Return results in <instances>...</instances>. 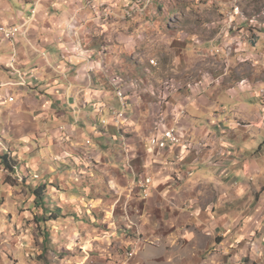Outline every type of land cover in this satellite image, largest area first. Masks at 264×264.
<instances>
[{
	"label": "crops",
	"instance_id": "obj_1",
	"mask_svg": "<svg viewBox=\"0 0 264 264\" xmlns=\"http://www.w3.org/2000/svg\"><path fill=\"white\" fill-rule=\"evenodd\" d=\"M254 8L246 0H0V26H22L13 41L0 35V154L50 189L66 217L60 247L83 250L94 233V245L122 262L120 246L186 229L208 243L224 237L220 247L264 248V9ZM133 52L173 55L190 75L175 71L161 98L149 69L127 73L121 56ZM231 68L240 75L231 78ZM118 89L129 105L117 125ZM184 108L177 126L189 146L152 149L148 139ZM149 176L146 198L133 183Z\"/></svg>",
	"mask_w": 264,
	"mask_h": 264
},
{
	"label": "rangeland",
	"instance_id": "obj_2",
	"mask_svg": "<svg viewBox=\"0 0 264 264\" xmlns=\"http://www.w3.org/2000/svg\"><path fill=\"white\" fill-rule=\"evenodd\" d=\"M246 1L254 4L255 8L250 10L251 13L254 10L263 11L264 0ZM121 58L125 61L124 66L130 75L141 78L149 69L151 73L149 75H154L155 80H159L156 81V92L161 98L165 99L167 96L166 91H162L165 81L179 80L176 79L175 71L179 69L175 67L173 55L159 57L152 53L144 56L133 52L128 56L122 55ZM12 63L15 64L14 59L10 62ZM238 70L231 68L228 72L231 78L240 75ZM180 72L186 77L190 75L185 70L178 71ZM201 93L202 91H199L196 96ZM128 105L126 99L124 107L127 108ZM204 145H206L204 142L200 144ZM1 156L2 154H0V264H264V248L252 247L244 251L240 247H220L224 237L208 243L204 239H194L192 233L186 229L180 234L175 233L171 239L164 230L151 233L148 238L138 241L132 239L131 244L119 248L122 262H115L110 258L112 249L94 245L93 242L98 241L97 234L94 233H86V238L81 240L84 243L87 239L85 243L88 247L83 250L62 248L56 243V239L58 234L65 230L63 219L66 217L58 210L57 201L49 197L50 189L43 184L39 174H31L25 169L22 170L20 166H17L15 172L7 170L2 164ZM133 185L138 186L139 182H134ZM41 187H46V190L44 188L41 190L43 202L39 200L37 204L35 190ZM182 227L185 228L186 224ZM80 234L82 235L81 231ZM89 252L90 254L94 252L91 259L81 262ZM100 255L107 256L101 260L102 263H97L99 261L97 259H101L98 257Z\"/></svg>",
	"mask_w": 264,
	"mask_h": 264
},
{
	"label": "built area",
	"instance_id": "obj_3",
	"mask_svg": "<svg viewBox=\"0 0 264 264\" xmlns=\"http://www.w3.org/2000/svg\"><path fill=\"white\" fill-rule=\"evenodd\" d=\"M233 14L238 15L237 8L234 9ZM20 28L22 26H13L8 27L5 25L0 26V35L7 41H13L18 37L20 34ZM11 68H14L13 63L10 64ZM118 100L119 97H127V94L124 96H117ZM123 107L121 105V109L119 111L114 112L115 121L118 124L121 123L126 118L127 114H123ZM187 116L186 109H180L174 115V126L171 128L165 129L159 137L149 139V144L151 145L152 149L154 150H166L172 146H189V141L185 138L183 134V130L181 126H177V118H185ZM107 122V121H106ZM161 123H164V119L162 118ZM139 188L142 189L144 196L148 198L151 195L152 187H153V177H147L143 181L139 183Z\"/></svg>",
	"mask_w": 264,
	"mask_h": 264
},
{
	"label": "trees",
	"instance_id": "obj_4",
	"mask_svg": "<svg viewBox=\"0 0 264 264\" xmlns=\"http://www.w3.org/2000/svg\"><path fill=\"white\" fill-rule=\"evenodd\" d=\"M2 164L7 168V170H10L11 172H15L16 168H17V163L15 161H13L8 155H2ZM44 188V190H46V187H41L35 190V195L37 197V204H39V200L41 201L43 198L42 195V189ZM43 202V200H42Z\"/></svg>",
	"mask_w": 264,
	"mask_h": 264
},
{
	"label": "bare ground",
	"instance_id": "obj_5",
	"mask_svg": "<svg viewBox=\"0 0 264 264\" xmlns=\"http://www.w3.org/2000/svg\"><path fill=\"white\" fill-rule=\"evenodd\" d=\"M237 10H238V13H239V8H237ZM20 31H21V29H20ZM117 92V95L118 96H124V91L122 90V89H120V90H117L116 91ZM119 99H120V101H121V103L123 104V105H125V101H126V97H119ZM12 101V100H11ZM125 108V107H124ZM181 121V118H178V122H180ZM206 146V145H205Z\"/></svg>",
	"mask_w": 264,
	"mask_h": 264
}]
</instances>
